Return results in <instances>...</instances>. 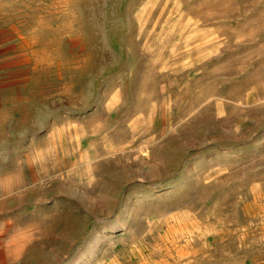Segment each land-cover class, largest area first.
Here are the masks:
<instances>
[{"label": "rangeland", "instance_id": "rangeland-1", "mask_svg": "<svg viewBox=\"0 0 264 264\" xmlns=\"http://www.w3.org/2000/svg\"><path fill=\"white\" fill-rule=\"evenodd\" d=\"M230 1L0 0V264H264V0Z\"/></svg>", "mask_w": 264, "mask_h": 264}, {"label": "bare ground", "instance_id": "bare-ground-1", "mask_svg": "<svg viewBox=\"0 0 264 264\" xmlns=\"http://www.w3.org/2000/svg\"><path fill=\"white\" fill-rule=\"evenodd\" d=\"M216 1H217V0H216ZM221 1H223V0H221ZM232 1H233V0H232ZM232 1H230V2H232ZM235 1H236V0H235ZM236 2H237V1H236ZM236 2H235V3H236ZM233 3H234V2H233ZM230 4H231V3H230ZM230 4H229V5H230ZM261 4H262V3H261ZM219 5H220V4H219ZM219 5H218V6H219ZM235 5H238V4H235ZM256 5H257V4H256ZM220 6H221V5H220ZM145 7H146V6H145ZM238 7H239V5H238ZM232 8H233V7H232ZM149 9H150V7H149ZM233 9L236 10V8H233ZM262 9H264V8H262ZM147 10H148V9H147ZM219 10H220V8H219ZM229 10H230V8H229ZM231 11H234V10H231ZM146 12H147V11H146ZM239 12H240V11H239ZM183 13H184V12H183ZM235 13H238V12H235ZM178 14H179V13H178ZM181 14H182V12H181ZM231 14H232V13H231ZM233 14H234V13H233ZM178 16H180V15H178ZM262 17H264V15H262ZM173 20H174V19H173ZM187 21H188V20H186L185 22H187ZM185 22H182V25H181V26L179 25V26H180V27L184 26V23H185ZM193 23H194V22H193ZM172 24H173V23H172ZM188 24H189V22H188ZM169 26H170V25H169ZM171 26H174V24L171 25ZM171 26H170V27H171ZM185 26L187 27V25H185ZM192 26H194V25H192ZM190 27H191V26H190ZM190 27H189V28H190ZM195 27H196V26H195ZM163 28H164V27H162V30H163ZM165 28H166V27H165ZM173 28H174V27H173ZM182 28H183V27H182ZM194 29H195V28H194ZM251 29H253V27H251L250 30H251ZM254 29H255V28H254ZM258 29H259V28H258ZM192 30H193V29H192ZM192 30H191V32H192ZM196 30H197V29H196ZM160 31H161V30H160ZM166 31H168V29H167ZM180 31H181V30H180ZM188 31H189V30H188ZM255 31H256V29H255ZM195 32H196V31H195ZM189 33H190V32H189ZM197 33H198V32H197ZM160 34H161V33H160ZM162 34H164V33H162ZM177 34H178V33H177ZM184 34H185V33H184ZM184 34H183V35H184ZM193 34H194V33H193ZM193 34H192V35H193ZM248 34H249V32H248ZM168 35H169V34H168ZM186 35H188V36L186 37V38H188V37H189V34L187 33ZM184 37H185V36H184ZM190 37H191V36H190ZM192 37H193V36H192ZM192 37H191V38H192ZM184 39H185V38H184ZM205 41H208V40H205ZM161 42H162V41H161ZM203 42H204V41H203ZM203 42H202V43H203ZM200 43H201V40H200ZM189 44H190V43H189ZM189 44H188V45H189ZM203 44H204V43H203ZM219 44H220V43H219ZM219 44H217V45L219 46ZM160 45H162V44H160ZM199 45H201V44H199ZM171 46H172V44H171ZM205 46H206V45H205ZM205 46H204V47H205ZM193 47H194V46H193ZM208 47H209V46H208ZM197 48H199V47H197ZM200 48H201V47H200ZM206 48H207V47H206ZM258 48H259V47H258ZM160 49H161V48H160ZM219 50H220V49H219ZM194 51H195V50H194ZM201 52H202L203 54H208V53H209V50H207V49H205V48H202V49H201ZM215 52H216V51H215ZM217 52H218V51H217ZM197 53H198V52H197ZM212 53H213V52H212ZM212 53H211V54H212ZM219 53H220V52H219ZM198 54H199V53H198ZM196 55H197V54H196ZM211 56H212V55H211ZM201 57H202V56H201ZM209 57H210V56H209ZM118 95H119V94H118ZM180 97H181V96H180ZM164 103H165V102H164ZM92 108H93V107H92ZM106 110H107V109H106ZM167 114H168V113H167ZM139 118H140V117H139ZM138 120H139V119H138ZM56 128H57V127H56ZM128 128H129V127H128ZM130 130H131V129H130ZM188 136H189V135H188ZM77 146H78V145H77ZM137 154H138V153H137ZM129 160H130V159H129ZM6 177H7V176H6ZM172 215H173V214H172ZM178 227H179V226H178ZM185 231H186V230H185ZM179 232H180V231H179ZM173 234H174V233H173ZM185 235H186V234H185ZM188 260H189V259H188Z\"/></svg>", "mask_w": 264, "mask_h": 264}]
</instances>
